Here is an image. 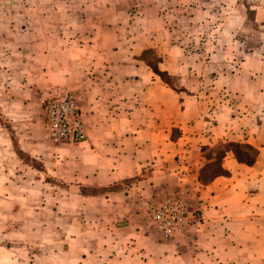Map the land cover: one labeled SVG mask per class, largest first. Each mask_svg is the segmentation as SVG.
I'll return each instance as SVG.
<instances>
[{
    "label": "crops",
    "instance_id": "obj_1",
    "mask_svg": "<svg viewBox=\"0 0 264 264\" xmlns=\"http://www.w3.org/2000/svg\"><path fill=\"white\" fill-rule=\"evenodd\" d=\"M114 55L87 68L89 59H74L85 143L46 152L22 142L41 163L27 165L42 176L41 197L2 190L0 264H264L263 90L260 103H207L167 88L136 59L119 74ZM177 193L188 207L183 234L165 239L136 223L139 200ZM33 238L49 246L28 247Z\"/></svg>",
    "mask_w": 264,
    "mask_h": 264
},
{
    "label": "rangeland",
    "instance_id": "obj_2",
    "mask_svg": "<svg viewBox=\"0 0 264 264\" xmlns=\"http://www.w3.org/2000/svg\"><path fill=\"white\" fill-rule=\"evenodd\" d=\"M260 5L264 0H0V194L10 183L5 196L40 199L42 176L27 165L41 163L23 154L22 142L56 150L43 136L42 103L57 86L75 92V58L89 59L87 68L115 54L122 75L121 65L136 59L167 88L207 103H260L259 87L264 103ZM25 186L31 190H19ZM28 241L49 246V239Z\"/></svg>",
    "mask_w": 264,
    "mask_h": 264
},
{
    "label": "built area",
    "instance_id": "obj_3",
    "mask_svg": "<svg viewBox=\"0 0 264 264\" xmlns=\"http://www.w3.org/2000/svg\"><path fill=\"white\" fill-rule=\"evenodd\" d=\"M44 139L52 145H81L87 133L79 107V97L68 88L57 86L42 103ZM139 226L158 231L165 239L180 236L188 226L187 201L177 193L162 200L142 199L135 204Z\"/></svg>",
    "mask_w": 264,
    "mask_h": 264
}]
</instances>
